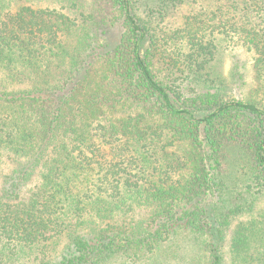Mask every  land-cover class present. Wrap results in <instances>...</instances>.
<instances>
[{
	"label": "trees",
	"instance_id": "trees-1",
	"mask_svg": "<svg viewBox=\"0 0 264 264\" xmlns=\"http://www.w3.org/2000/svg\"><path fill=\"white\" fill-rule=\"evenodd\" d=\"M221 1L0 0V264H264V0L163 26Z\"/></svg>",
	"mask_w": 264,
	"mask_h": 264
},
{
	"label": "rangeland",
	"instance_id": "rangeland-1",
	"mask_svg": "<svg viewBox=\"0 0 264 264\" xmlns=\"http://www.w3.org/2000/svg\"><path fill=\"white\" fill-rule=\"evenodd\" d=\"M243 1L244 0H223L218 3L207 2L203 6H183L180 9L176 10L173 14H171V16L166 19L163 26H165L167 30L177 29L183 23L185 17L190 13L196 12L199 7H203L206 10H212L218 7L221 8L223 5L229 4V6L233 5L234 9L242 10L244 8ZM225 10H228V8H226ZM227 45L228 43L224 44L225 47H228ZM228 50L229 51L224 53L223 59L218 64L220 73H222L227 79L230 80L233 67L239 65L245 75V78L243 80H239L237 82H233L231 80L233 96L239 100H244L246 97L251 96L258 102L263 103L264 106V90L261 89V83L258 81L257 76H255L256 72L249 61L251 54H247L245 50L241 49H236V51L232 52L231 49ZM259 210L264 213V200L260 204L258 211ZM183 246L182 241L180 240L176 243L175 247H167L165 252L166 264H191L192 261L194 262V258L196 257L195 250H186L183 249Z\"/></svg>",
	"mask_w": 264,
	"mask_h": 264
}]
</instances>
